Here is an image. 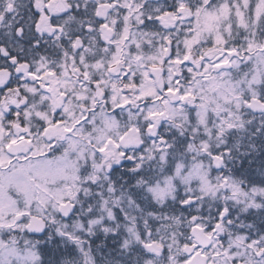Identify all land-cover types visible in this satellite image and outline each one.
Here are the masks:
<instances>
[{
  "label": "snow or ice",
  "instance_id": "1",
  "mask_svg": "<svg viewBox=\"0 0 264 264\" xmlns=\"http://www.w3.org/2000/svg\"><path fill=\"white\" fill-rule=\"evenodd\" d=\"M0 264H264V0H0Z\"/></svg>",
  "mask_w": 264,
  "mask_h": 264
}]
</instances>
